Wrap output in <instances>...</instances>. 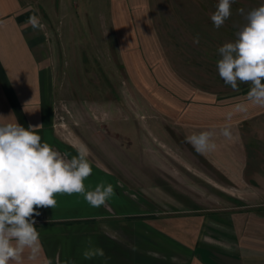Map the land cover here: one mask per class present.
<instances>
[{"label":"crops","instance_id":"crops-1","mask_svg":"<svg viewBox=\"0 0 264 264\" xmlns=\"http://www.w3.org/2000/svg\"><path fill=\"white\" fill-rule=\"evenodd\" d=\"M24 1L0 0V104L8 109L0 113V122L17 121L25 128L43 125L37 133L41 142L70 158L77 155L78 144L56 133L45 93L50 58L40 29L28 23L30 17L39 18L37 9L42 6L37 0ZM46 1L49 7L55 2L53 8L68 2ZM111 1L113 10L114 4L117 10L131 8L136 14L143 9L142 0ZM19 78L21 83L16 82ZM185 88L173 96L178 104L172 118L177 133L200 160L192 163L199 172L176 162L167 164L159 151L147 150L157 159L149 167L161 179V188L151 186L147 176H133L108 153L102 161L88 156L93 171L84 181L86 189L110 183L114 195L96 208L82 194H55L54 208L37 209L41 250L34 260L26 250L23 264H264V161L250 171L247 167V137L257 130V123L264 137V107L246 101L250 88L223 95ZM241 104H247V110H238ZM225 124L231 125L235 140L218 134ZM212 129L217 132L214 152L202 155L186 142V136ZM255 150L264 157V149ZM175 165L200 185L182 182L183 173ZM204 191L230 204L212 209L204 204L212 200Z\"/></svg>","mask_w":264,"mask_h":264},{"label":"rangeland","instance_id":"rangeland-1","mask_svg":"<svg viewBox=\"0 0 264 264\" xmlns=\"http://www.w3.org/2000/svg\"><path fill=\"white\" fill-rule=\"evenodd\" d=\"M67 1L53 8L55 2L49 7L46 0H37L50 58L45 93L57 135L73 145H86L95 155L89 159L106 160L108 153L133 176H147L151 186L162 188L163 183L149 167L157 159L147 150L159 151L167 164L199 172L192 163L200 160L176 131L172 114L178 103L173 96L187 91L185 85L216 95L237 91L218 74V48L234 42L246 23L238 10L247 12L264 0H235L231 17L219 29L210 19L218 0H142L137 14L131 8L117 10V4L113 10L111 0ZM25 62L30 64L27 58ZM16 82L21 83L20 78ZM249 88L239 84L238 91ZM1 104L0 113L8 112ZM256 126L247 137L248 171L264 161L255 150L264 149L262 125ZM175 167L183 173L182 182L200 185L199 179ZM204 193L212 198L204 203L212 209L230 204Z\"/></svg>","mask_w":264,"mask_h":264},{"label":"clouds","instance_id":"clouds-1","mask_svg":"<svg viewBox=\"0 0 264 264\" xmlns=\"http://www.w3.org/2000/svg\"><path fill=\"white\" fill-rule=\"evenodd\" d=\"M234 2L218 0L210 17L215 28H221L231 17ZM238 11L246 23L235 33L234 42L218 48L217 71L233 90L238 91L239 84L250 85L246 101L264 107V4L247 12ZM28 23L34 29L43 28L36 16L30 17ZM237 108L247 110V104ZM42 127L0 122V264H23L26 250H30V259L38 256L41 245L35 217L41 213L37 209L54 208L55 194H82L96 208L106 205L114 195L110 183L86 189L84 181L93 171L86 145L81 144L77 155L69 158L49 143L41 142L37 133ZM218 134L228 141L236 138L230 124L222 126ZM216 136L212 129L185 139L197 153L206 155L217 149Z\"/></svg>","mask_w":264,"mask_h":264}]
</instances>
